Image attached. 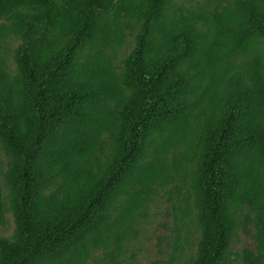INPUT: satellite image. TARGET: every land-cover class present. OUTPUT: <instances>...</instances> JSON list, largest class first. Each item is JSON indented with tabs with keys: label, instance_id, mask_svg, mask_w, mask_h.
Listing matches in <instances>:
<instances>
[{
	"label": "trees",
	"instance_id": "16d2710c",
	"mask_svg": "<svg viewBox=\"0 0 264 264\" xmlns=\"http://www.w3.org/2000/svg\"><path fill=\"white\" fill-rule=\"evenodd\" d=\"M162 195L170 264H264V0H0V264H124Z\"/></svg>",
	"mask_w": 264,
	"mask_h": 264
},
{
	"label": "rangeland",
	"instance_id": "374dc122",
	"mask_svg": "<svg viewBox=\"0 0 264 264\" xmlns=\"http://www.w3.org/2000/svg\"><path fill=\"white\" fill-rule=\"evenodd\" d=\"M130 48L131 42L129 41L126 50ZM172 204L167 196L162 195L157 198L149 211L148 218L141 227L138 239L130 243L124 264H170L174 238ZM12 231L13 221L11 218L8 219L5 226L0 223V237L10 236ZM245 244L252 246L250 237L240 235L239 238H234L232 251L238 253ZM178 257V264H184L185 255H178Z\"/></svg>",
	"mask_w": 264,
	"mask_h": 264
}]
</instances>
